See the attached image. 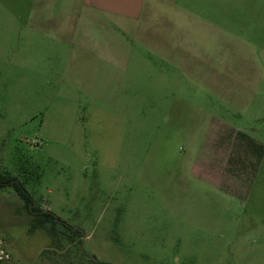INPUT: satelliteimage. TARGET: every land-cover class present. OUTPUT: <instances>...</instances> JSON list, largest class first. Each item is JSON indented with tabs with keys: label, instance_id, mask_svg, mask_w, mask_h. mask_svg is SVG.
<instances>
[{
	"label": "rangeland",
	"instance_id": "rangeland-1",
	"mask_svg": "<svg viewBox=\"0 0 264 264\" xmlns=\"http://www.w3.org/2000/svg\"><path fill=\"white\" fill-rule=\"evenodd\" d=\"M8 3L0 0V173L84 237L64 238L58 226L29 232L31 217L6 188L0 264H264V150L240 157L249 170L237 187L220 185L203 151L213 142L203 115L225 107L177 106L164 123L145 103L127 107L114 102L119 93L72 83L66 56L26 49ZM230 121L264 145L261 101Z\"/></svg>",
	"mask_w": 264,
	"mask_h": 264
},
{
	"label": "crops",
	"instance_id": "crops-1",
	"mask_svg": "<svg viewBox=\"0 0 264 264\" xmlns=\"http://www.w3.org/2000/svg\"><path fill=\"white\" fill-rule=\"evenodd\" d=\"M8 2L26 49L66 56L72 83L119 93L114 102L127 107L145 103L164 123L177 106L225 107L203 115L220 185L237 187L249 170L240 157L263 152L230 120L264 105V0Z\"/></svg>",
	"mask_w": 264,
	"mask_h": 264
},
{
	"label": "trees",
	"instance_id": "trees-1",
	"mask_svg": "<svg viewBox=\"0 0 264 264\" xmlns=\"http://www.w3.org/2000/svg\"><path fill=\"white\" fill-rule=\"evenodd\" d=\"M6 188H11L13 190L16 196L20 199L23 210L31 217L29 232L45 229L46 226H50L49 232L53 235L55 228L58 226L62 229L61 234L64 235V238L75 237L79 239L80 244L82 243L84 234L79 228L67 224L50 211L42 210L37 207L32 196L20 181L9 174L0 173V191L5 190ZM79 251L82 254V248H80ZM90 260L92 264H109L96 260L94 256H90Z\"/></svg>",
	"mask_w": 264,
	"mask_h": 264
}]
</instances>
